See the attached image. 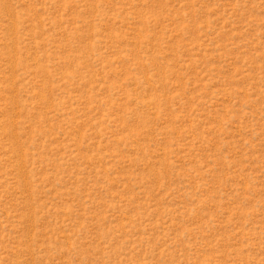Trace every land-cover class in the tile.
I'll list each match as a JSON object with an SVG mask.
<instances>
[{
  "label": "rangeland",
  "instance_id": "obj_1",
  "mask_svg": "<svg viewBox=\"0 0 264 264\" xmlns=\"http://www.w3.org/2000/svg\"><path fill=\"white\" fill-rule=\"evenodd\" d=\"M0 264H264V0H0Z\"/></svg>",
  "mask_w": 264,
  "mask_h": 264
}]
</instances>
